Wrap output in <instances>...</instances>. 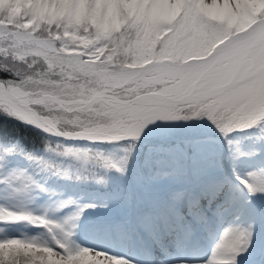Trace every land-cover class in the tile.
Returning <instances> with one entry per match:
<instances>
[{"label": "snow or ice", "instance_id": "6c2138e0", "mask_svg": "<svg viewBox=\"0 0 264 264\" xmlns=\"http://www.w3.org/2000/svg\"><path fill=\"white\" fill-rule=\"evenodd\" d=\"M0 72L9 75L8 79H0V111L5 115L11 118H18L22 122L30 123L51 135L69 139L83 138L89 141H119L122 139L119 134L114 132L74 131L69 130L68 126L61 127L58 123H45L44 120L48 119V114L40 111L41 106L37 102L27 101L20 94L18 84L21 78L12 69L7 67L0 68ZM196 107L198 110L193 113L192 117L207 118L216 127L218 132L227 139L229 145L232 144L231 139H228L229 134L235 131L259 128L260 132L264 133V93H261L258 98L253 99L251 96L240 92L230 93L225 90L213 93L199 100ZM28 110L36 111L41 120L33 121L24 117L22 113ZM183 119L187 120L189 117H184ZM258 139L264 141V136H260ZM11 151V149L0 150V162L6 160ZM63 154L73 155L77 159L85 161L90 159L87 152L74 151L72 148H66ZM29 158L31 159V157ZM96 158L104 159L99 155ZM235 158L236 155L234 154ZM105 166H108V161H105ZM111 166L115 167V165ZM45 167H48V165L45 164ZM117 171L124 173L125 169L117 167ZM248 177V179H245L237 176V179L248 189L250 195H255L256 193L264 194V168L248 173ZM26 179L30 180V177ZM223 184V181H214L205 186L200 195L193 196L189 200L190 211L198 210L202 197L206 196L209 199V203H211L222 190ZM44 190L41 186V191ZM181 196L182 194H177L173 199L178 200ZM85 207H94V205H85ZM5 211L6 209L0 208V222H18L22 219H30L27 215L11 212L7 213L9 219H5L3 218ZM177 215L174 204H170L167 212L158 221L152 217H146L144 223L150 227H155L157 224L160 227L169 226ZM40 219L44 223L42 218ZM65 223H68V221H65ZM64 235L67 241H57L55 247L51 249L52 252L57 253L56 259L59 264H129L124 258L111 256L106 252L73 246L71 242L73 232L71 231H66ZM254 239V224L249 225L247 229L243 230L238 227L226 228L214 246L210 257L206 261H202L201 264H238L237 257H242L251 250ZM0 243H7V241L0 240ZM21 243L27 244L29 242L21 241ZM36 247H40V245H36ZM10 260V256H0V264H9Z\"/></svg>", "mask_w": 264, "mask_h": 264}, {"label": "rangeland", "instance_id": "374dc122", "mask_svg": "<svg viewBox=\"0 0 264 264\" xmlns=\"http://www.w3.org/2000/svg\"><path fill=\"white\" fill-rule=\"evenodd\" d=\"M76 1L77 0H0V10L6 12L7 14H10L13 10H20L23 13V15H26L28 13L30 15L31 19L32 18L36 19V15L41 13L43 11V9L50 8L54 11L56 9L60 10V11H65L66 8L71 3H74ZM132 1H140V0H132ZM148 1L150 3H153V4H157L156 0H148ZM189 1H191V0H177V1L173 0L172 2H168L167 5L169 6V9L172 10L173 14L176 15L179 13V11H178L179 3H185L186 6H184L183 11H187V15L189 16V20L187 23L189 32H187V34H186V38H187L186 41L188 43H192L194 41V39L199 37V35L198 36H192L191 32H190L192 24L196 23L197 20H199V15L197 14L196 10L194 9V7L191 4H187ZM81 2H83V0H81L80 3ZM128 2H129V0H127V3ZM230 3L233 4V2H230ZM8 4H12V6L14 8L13 9L7 8L6 5H8ZM90 4L86 8L81 5V10L80 9L78 10L77 19H82L86 15L87 9L91 6ZM161 5H163V4L161 3ZM161 5H158V6L162 7ZM198 5H201V4L199 3ZM123 7L116 6V7H114L115 10H113L112 12L117 13L120 18H121V14L123 15L124 13L127 17V12L125 10V8H127V5L125 4V6H123ZM201 7H203V6L201 5ZM226 7H228V6L224 5V7H221L218 10L214 9L210 12H219V11L220 12H226L227 11ZM234 7L240 9V8H242V5L241 4L239 5V2H238V5H234ZM91 12L96 13V10L91 9L90 13ZM241 18H242L241 24L250 20L249 14L248 15H242ZM124 19H126V18H124ZM179 19H180V16L177 18L176 21H178ZM4 24H6V20L4 21ZM46 27L50 28V25H46ZM251 27H252V24H251ZM247 30H248V27H246L245 29L242 28V32H243L244 36H246L245 33ZM158 31L161 33L162 37H165L167 34H169L173 31V28L166 27V26H160V27H158ZM146 37L151 38L150 36H146ZM166 41L171 42L172 40L168 38V39H166ZM60 43H61V39L58 37V41H57L56 45H59ZM229 45H232V44H229ZM229 45H227V46H229ZM11 46L16 47L17 43L13 42V43H11ZM225 47H223L221 50L223 51L225 49ZM63 49H64V47L62 45H60L59 51L62 52ZM189 54H190L189 51H187V55H189ZM30 61H31L32 65L34 64V66L32 68H39V71H38L39 73H38V75H36L37 73H29V72H26L24 70H21L20 73H17L18 76L21 78L18 86H21L27 82L40 81L43 78V76L46 77L47 79H51L53 81H57L59 79H61V80H74V79H77L79 77H85V75L82 73V68H62L61 70H55L50 65L45 64L37 56L36 57L34 56V58L30 59ZM52 61L55 65L57 64V62L60 64H64V57L62 55H59L57 57V61L56 60H52ZM124 69L132 70V71L140 70V68H127V63L124 65ZM204 70H206V68L205 69L200 68V74H202ZM170 73H171V71H170ZM250 75H252V71H251ZM176 76L179 77V80L176 81V84L177 83L179 84L180 82H182V87L187 85L188 79L182 80V73L179 70L176 71ZM248 79H246V80H248ZM131 124L138 125V124H142V122L140 119H138V120L135 119L131 122ZM125 131L129 136L131 135V132H130L128 127H126ZM186 131H187V129L183 128V132L181 134H185ZM118 134L121 137L124 135L121 132H119ZM132 139H133V141H140V138L137 139V137L132 138ZM5 140H6V142H8L11 146H14L15 148H18V146H20L17 143L9 142L7 139H5ZM1 143H4V142L2 141V142H0V144ZM78 144L81 145L82 142L81 141H80V143L74 142V147L76 148V146ZM107 144H111V143H107ZM23 149L25 151H31L30 157L34 161H40L41 160V154H43V153H49L52 156V158L45 161V163L48 165V167H45V165L40 167V170L45 172V173L47 171L51 170L53 167L58 168L62 163L61 161H59L55 158L57 155H60L55 148L51 149L50 147L46 146V147H43V149H38V150H35V149L30 150V149L25 148V147H23ZM142 154H143V152H142ZM3 216H4V214H3ZM37 216H38V211L36 209H33L32 213L30 215L31 219H34ZM35 235H36V233L32 232L29 234V237L31 239H34ZM36 252H40V253L35 254V257H34V256L26 255L27 249L19 247L17 245L8 246V247H0V256H3V257H9L10 256L11 257V260H10L11 264H23V263H26V264H59L58 260L52 258L48 253L43 252V251H36ZM52 253L56 254L54 252H52Z\"/></svg>", "mask_w": 264, "mask_h": 264}, {"label": "bare ground", "instance_id": "6f19581e", "mask_svg": "<svg viewBox=\"0 0 264 264\" xmlns=\"http://www.w3.org/2000/svg\"><path fill=\"white\" fill-rule=\"evenodd\" d=\"M172 1L173 0H156V3L158 5H161L162 3L164 6H166L168 2ZM230 2H234L236 5H238V0H199V3L203 6V8L209 12L214 9L218 10L219 8L224 7V5L228 6ZM263 56L264 28L251 37H247L240 42L226 46L221 55L213 63L205 67L206 70L203 71L201 77L195 80V84L197 85L198 93L201 95V98H205L206 96L212 95L216 92H223L227 90L229 86L237 85L248 79L251 76L250 73L253 70L255 62L257 59L262 58ZM20 94L25 97L23 93L20 92ZM187 94L195 96L194 89L191 87L187 91ZM150 95L151 94L144 96L140 105L153 104L152 111L148 113L141 112L139 114H133V117L140 118L145 122V124L138 128V131L142 133L160 131V129H162L165 125L166 119L161 121L162 123L154 122L151 117V120L148 118L149 113L158 117L159 119H162L166 113H169L172 110L176 103V99L170 95ZM140 99L141 98L138 100ZM106 143H114V141H107ZM237 184L238 182L236 185ZM52 201L54 204L61 206L59 201ZM249 207L250 204H245L242 206V203L238 200L233 202L231 208L229 207L225 210V212L233 214L238 209L245 211Z\"/></svg>", "mask_w": 264, "mask_h": 264}, {"label": "trees", "instance_id": "16d2710c", "mask_svg": "<svg viewBox=\"0 0 264 264\" xmlns=\"http://www.w3.org/2000/svg\"><path fill=\"white\" fill-rule=\"evenodd\" d=\"M121 18L122 19L126 18L125 13L123 15L121 14ZM8 23H9V21L6 20V24H8ZM0 58H2L4 60L2 55H0ZM28 63L31 64V61L29 60ZM3 66H5V67L6 66H11L12 67L13 65L12 64H7V65L0 64V68H3ZM30 66L32 68L34 66V64L33 65L31 64ZM14 67H17V66L14 65ZM20 71L21 70H15L14 72L17 74V73H20ZM38 73L36 75H38ZM0 74L8 75L7 73H2V72H0ZM4 125H6V124L4 123ZM6 127L8 129H6L3 125H0V137L1 138L10 140L12 142L21 141V136H19L17 134L16 130L9 129V126H6ZM258 134H260V135L262 134L260 132V129L258 130ZM74 142L75 141L71 142L72 145H74ZM134 142L139 143L140 141H134ZM78 143H80V142H78ZM52 144L53 143L50 142L48 145H52ZM112 144L113 143H111V144H107L106 143V145H112ZM79 148H80V144H78L76 146V149H79ZM18 149L23 150V147L22 146H18ZM104 151H106V150H104ZM141 152H142L141 149L137 148L132 153V156L139 155ZM168 154L169 153H168V151L166 149H159V153H158V157L159 158H157V159H160L163 156H167ZM123 157L124 156L119 155L118 159L123 158ZM55 158L57 160H59L60 159V155H57ZM28 159H29V155L26 154V153H23L22 156H20L18 158V161L19 162H24V161H27ZM81 166H82V168L84 170H89V171L94 172V173L97 171V169H92L91 167L86 166L84 161H81ZM53 171H54V168H53ZM45 185H46V187L48 188L50 194L53 197L57 196L56 194H57V191L59 189H63L65 191V194L63 195V200H59V203H60L62 208H70L71 206H74L76 208H83V209L88 208V207H85V205H91L92 199L95 196V193H93L91 190H89V187H84L80 191L79 190H75L73 188H69V187H67L64 184H60L58 187H54L53 183L51 181H49V180L45 181ZM122 195H123V189L104 188V190L99 192V196L105 197V198L122 197ZM51 200H53V199H51ZM75 225H76L77 229L82 231L89 225V218L82 219L80 216H78V218H77V220L75 222ZM9 264H11L10 261H9Z\"/></svg>", "mask_w": 264, "mask_h": 264}]
</instances>
